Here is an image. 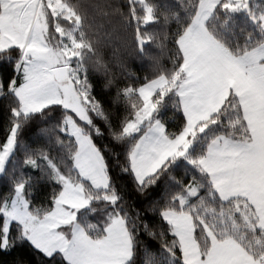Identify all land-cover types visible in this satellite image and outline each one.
<instances>
[{"label": "snow or ice", "instance_id": "obj_1", "mask_svg": "<svg viewBox=\"0 0 264 264\" xmlns=\"http://www.w3.org/2000/svg\"><path fill=\"white\" fill-rule=\"evenodd\" d=\"M238 14L252 31L236 23ZM129 15L143 50L152 35L140 24L157 22L156 9L131 0ZM186 17L174 36L173 73L117 86L118 96L141 104L114 126L93 95L78 10L68 0H0V62L12 69L0 77V97L12 101L0 139V178L11 184L0 197V264H136L141 232L160 243L168 264H264V5L193 0ZM167 98L172 127L161 116ZM57 107L61 122L39 136L60 145L59 161L34 150L22 167L41 175L18 177L10 161L21 133ZM113 145L124 146L122 159ZM170 169L188 182L172 188L165 180L142 208L117 187L123 176L139 195L152 194L165 174L175 179ZM39 181L59 188L37 206ZM151 255L148 264H159Z\"/></svg>", "mask_w": 264, "mask_h": 264}, {"label": "trees", "instance_id": "obj_2", "mask_svg": "<svg viewBox=\"0 0 264 264\" xmlns=\"http://www.w3.org/2000/svg\"><path fill=\"white\" fill-rule=\"evenodd\" d=\"M75 2V0H73ZM156 9V16L158 17L157 22H150L148 25L140 24L143 32L150 34L155 39V46L151 43H146L143 46L142 52H135V46L137 45L134 41L129 45V49L122 54L114 56L108 67L112 69L115 76V84L112 88L105 92L101 87L102 80L99 76L89 74V79L93 85V95L99 102L102 103L103 107L110 113L111 123L114 126H118L121 120L125 117H130L133 113L134 106L141 104V98L137 95L125 97L123 95H117V86L123 87L124 85L142 86L146 81L160 77L171 75L174 70V66L177 64V52L174 41V36L179 27H181V21L186 22V11L191 7L193 0H146ZM264 5V0H261ZM131 0H125L123 5L124 11L129 13ZM138 11H142L139 5H136ZM175 14V15H174ZM236 23L241 27L245 28L246 31H252L253 25L244 14H238L235 18ZM71 24L70 21L66 22ZM137 27L136 21L131 20L128 25V33L131 36L134 33V29ZM237 34L240 42L244 41V35L237 29ZM125 62H129V69L126 70L122 65ZM3 66L0 67V77L9 73L11 74V67L7 63L0 62ZM95 67L98 71L107 72L104 64L100 62L99 57L95 62ZM167 108L162 109L161 116L169 118L168 125L170 127L175 126L174 121L171 119L173 109L171 108V98L166 100ZM12 101L5 97H0V139L5 135L6 128L9 123L10 107ZM178 115V114H177ZM62 113L59 108H55L50 113L45 114L43 117L35 116L33 123L27 126L20 135V145L15 153L14 161H10V165H13L17 170L18 177H39L41 173L37 170L22 167L23 160L27 154H33L34 150L40 149L47 151L50 157L55 158L59 161L61 155V147L57 145L53 140L47 141L39 136V128L47 126L58 125L62 120ZM99 124H103L102 121H98ZM108 138L105 135L104 139L100 143H107ZM116 152L121 153V159L123 158L124 146L113 145ZM173 177L170 179L167 174L161 178L155 191L152 194L145 196L139 195L132 185V182L127 177H120L117 187L120 189L121 195L131 204L134 208H142L152 199H158L162 195L161 189L165 180L172 186L177 188L178 185L175 181L183 180L187 183L189 177L183 176L180 171H173ZM118 170L113 169V175H117ZM53 188H59V185L49 181L37 182L32 201L34 205H46L49 201L45 199L49 195ZM11 190L10 182L0 178V197ZM146 218L151 221L159 223V218L154 216L152 213H146ZM92 219V217H89ZM94 222V221H93ZM0 223H2V217H0ZM140 240L143 243L137 245L136 264H148L152 260V255L155 254L159 260V264H168L166 254L162 253L161 245L158 241L150 239L144 235L143 232L140 234ZM34 260L39 257H34Z\"/></svg>", "mask_w": 264, "mask_h": 264}, {"label": "clouds", "instance_id": "obj_3", "mask_svg": "<svg viewBox=\"0 0 264 264\" xmlns=\"http://www.w3.org/2000/svg\"><path fill=\"white\" fill-rule=\"evenodd\" d=\"M68 3L76 8L83 17V31L86 33L90 49L86 48L85 67L88 75L94 74L101 78V87L105 92L115 84V73L108 67L111 59L123 52L128 51L129 45L135 41L134 33L129 36L128 25L130 15L124 11L125 0H68ZM147 39V38H146ZM151 43L155 46V39L152 36ZM138 45L135 52H142ZM99 57L107 72L98 71L95 62ZM129 62L123 63L126 70L129 69ZM113 83L105 87L107 81Z\"/></svg>", "mask_w": 264, "mask_h": 264}]
</instances>
